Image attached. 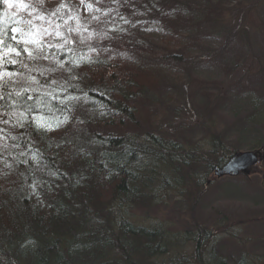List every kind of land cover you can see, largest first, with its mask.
<instances>
[{
	"label": "trees",
	"instance_id": "1",
	"mask_svg": "<svg viewBox=\"0 0 264 264\" xmlns=\"http://www.w3.org/2000/svg\"><path fill=\"white\" fill-rule=\"evenodd\" d=\"M223 1H156L160 10L155 16L161 15L157 19L162 21L161 28L166 34L163 40L165 57L158 58L148 54L133 64L124 62L119 56H110L100 48V41H97L99 47L92 43L85 50L75 49L72 43L67 46L61 44L58 38H66L68 35L66 27L70 23V17L67 16L69 9L62 8L55 15H43L53 17L55 24L61 28L60 37L50 33L42 40L40 38L43 54L53 58L52 61L56 60L54 63L59 74L52 75L47 69L39 73V70L34 68L33 88L25 85L22 80L9 83L6 88L0 90V95L5 97L0 100V120H8L7 124L0 122V131L6 128V133L0 132V139L3 136L8 146L7 149L0 148V264H180L190 259H194L195 264L252 263L253 260L249 259V263L247 258L255 257L245 252H241L239 258L225 257L223 248H218L219 243L204 245V237L193 238L195 247L187 258L185 252L181 253V249L186 245L181 246V235L169 236L159 230L147 231L126 225L130 223L112 222V218L116 216L112 207L125 210L128 205L130 208L135 204V201L146 203L148 197L144 192H152L155 188L153 185L160 184L168 175L181 174L180 167H189L195 171L197 165L203 162L212 169L216 164L212 163L214 159L217 160V167L223 166L228 159V155H224L226 140L214 136L210 138L212 151L206 152L200 147L191 155L177 161L176 157L180 152L178 146L156 138L151 133L144 138V145L135 146V140L130 138H126L129 141L121 142L119 139L95 137L96 131L91 129L89 131L92 135L88 138L87 133L79 127H83L82 120L97 125H104L107 121L120 124L121 118L126 113L129 114L127 111L125 113V105L135 106L138 98H147L151 103H157V108L163 113L162 102L158 103L156 98L150 96L151 92L145 89L154 78L156 82L164 79L161 84L165 85H168L167 79L165 74L154 66L152 68L145 65V60L173 66L174 63H180L186 76L195 73L190 71L187 65L197 63L200 68L209 67L210 70V65L214 63L213 68L217 70L219 77L216 80L215 77L206 78L207 81L223 84L222 91L218 92L223 95L221 100L227 104L219 102L217 107L221 112L226 111L225 114L232 116L236 138L230 137V145L234 153L241 150L240 136H244L248 129L264 127V115H261L264 113V55L259 54L251 34L241 31L247 18H250L248 14L243 13L246 11L244 5L247 0H242L241 8L235 10L236 15L233 17L225 15L230 10L228 4ZM260 1L262 0H257ZM1 2L2 0L0 35L11 43L12 28L30 29L27 23L30 21V14H12L4 9L5 4ZM88 2L96 8L109 10L108 21H114V16H125L126 12L140 7V3L132 0ZM255 5L259 6L256 2ZM251 10L256 9L249 11ZM239 16L242 18L238 19ZM98 29L100 27L96 23L90 31ZM53 31L57 33L56 30ZM110 37L122 44L132 56V50L127 47L131 44L126 42L123 34ZM210 39L218 42L216 49L210 48ZM14 46L22 52L27 45ZM262 46L264 48V37ZM87 50L95 51V55L91 54L93 58L84 55ZM194 51L200 52L198 61L193 57ZM253 53L257 56L253 57L249 64L254 65L257 71L246 69L237 75L238 64L245 62ZM228 55L234 59L232 64L223 60V64L215 65L221 56ZM61 64L63 67L59 66ZM6 67L0 70L7 71ZM160 67L163 69L165 66ZM172 78L178 79L177 74ZM226 80H230V83L224 82ZM22 88H27V93L22 92L19 97L8 95ZM149 108L148 105L146 109ZM9 111H15L17 115H4L10 113ZM207 111H210L208 107L205 109V112ZM20 113L24 114L22 118ZM257 120L262 124L257 125ZM38 123L44 126L40 127ZM21 124L23 126H20ZM201 125L203 124L197 123V126ZM108 136L113 137L114 134ZM86 139L90 140V143L85 144ZM91 143L95 145H90ZM82 144L86 146L82 147ZM257 150L262 151L261 146ZM257 150L252 148V151ZM7 164L12 172L11 176ZM42 169L45 178L39 179L38 171ZM92 175L96 180L101 178L100 182L111 185L104 207L106 213L96 220L90 217L84 207V200L90 198L89 195L93 192L91 190L94 186L87 185V182L93 183L89 180ZM49 179L67 181L63 187L52 189L50 194L39 192V198L27 203V197L22 196L25 192L24 186L28 187L27 183L32 185ZM245 194L243 191L242 196ZM253 200L255 206L260 204L259 199ZM253 200L250 199L251 202ZM262 210L264 212V207ZM83 212L88 214V217ZM254 213L248 216L246 223H242L253 229L264 228V224L259 226L260 224L253 223L252 219L257 212ZM261 222H264V219ZM114 226L118 228V233L112 237L110 234ZM188 234L183 237L184 241H187ZM196 235L199 236V233H195ZM253 246L251 251H264V238ZM165 255L168 256L166 260L163 259Z\"/></svg>",
	"mask_w": 264,
	"mask_h": 264
},
{
	"label": "rangeland",
	"instance_id": "2",
	"mask_svg": "<svg viewBox=\"0 0 264 264\" xmlns=\"http://www.w3.org/2000/svg\"><path fill=\"white\" fill-rule=\"evenodd\" d=\"M132 1L140 3V7L132 9V12H126L125 16L122 15L117 18L114 16V21H108L109 10L106 9L107 11H105L96 8L88 0H6L4 9L19 16H28L30 14L29 19L32 25L36 26L32 28V25H30V30L38 32L42 40L50 33L56 36L53 30L61 32V28L55 24V19L51 16H44L42 20L36 19L35 16L55 15L62 8H66V10L69 9L67 16L70 17V23L66 27L68 31L67 37L58 38L61 44L67 46L69 43H72L75 49L81 50L83 48L85 50L92 43H96V46L99 47L97 41H100V48L104 49L110 56H119L124 62L127 61L132 64L139 58L146 57L148 54L164 58L165 54L163 52H165L166 48H163V40H165L166 34H164L161 28L162 21L157 19L161 15L155 16L159 13L158 10H160L156 3L158 0ZM174 1L181 2L182 0ZM62 2L66 6L58 7ZM223 2L228 4L230 10L225 15L233 17L236 15L235 10L241 8L242 0H224ZM255 2L259 6H256ZM9 3L12 4L11 8L8 7ZM21 4L27 5V7L22 8ZM244 6L246 11L243 13L248 14L250 18H247L241 31L251 34V39L257 45L256 48L259 49V54L264 55V48L262 46L264 37V0L260 2H257V0H247ZM253 8L256 10L249 11ZM240 18L242 16L238 17V19ZM96 23L100 29L90 31V28L94 29ZM45 29H47V34H45ZM119 34H123L126 37L128 44H136V46H127L132 50V56L127 49L122 47V44L110 37V35ZM209 41L210 48L216 49L218 42H215L213 39ZM53 43L55 44L56 41ZM25 47L31 48L33 46L27 45ZM234 50L232 49V51ZM242 50L245 51V49ZM206 53L208 52L206 51ZM40 54L41 56H46L43 54V51ZM91 54L95 55V51L87 50L84 53L88 58H93ZM199 55L200 52L194 51L193 57L196 61H198ZM255 56L257 55L253 53L248 56L245 62L238 64L239 70L237 75L246 69L257 71L254 65L249 64ZM12 58L27 64L28 67H21V64L18 62L14 65L10 63L5 64L4 66H7L5 69L8 72L22 73V75H17L14 79L19 82L23 80L24 84L30 88H33V84L35 83L29 79L34 76L32 74L34 68H37L39 73L47 69L48 71L50 70L52 75L57 76L59 74L56 63H54L56 60L52 61L53 58L49 56L47 59L31 60L22 51L19 57ZM223 60L231 64L234 62L233 57L229 55L221 56L220 60L215 62V65L223 64ZM144 63L152 68L154 66L160 72H163L167 79L168 85H165L161 84L164 83V79L156 82L154 78L145 89V91L151 92L150 96L156 98L158 103L162 102L163 113L160 112V108H157V103H151L147 98H144V100L138 98L136 99L135 106L127 107L125 105V113L127 111L129 114L126 113L121 118L120 124H111L107 121L104 125H97L95 123L88 124L82 120L83 127L79 126V124L78 126L87 133L88 138L92 135L89 131L91 129L93 132L96 131L95 137L107 140L119 139L121 142L129 141L126 138H130L135 140V146H142L144 145L143 142L146 135L151 133L156 138L172 142L178 146L180 150L176 157L178 161L179 158L183 157L184 159L185 156L191 155L193 151L198 150L200 147L206 150V152L212 151L213 146L210 138L215 136L222 138L224 141L226 140V143H224L226 148L224 155H228V158L232 157L236 152L232 151L230 137L236 138L233 133L235 124L231 121L232 116L230 114H225L226 111L221 112L217 107V103L219 102L227 104L221 100L223 95L218 92L219 90L222 91L223 84L207 81L206 78V76L213 79L215 77L216 80L219 77V73L213 68L214 63L210 65V70L209 67L200 68L201 66H198L197 63H192L191 66L187 65L190 71L195 72L193 74L190 73L189 76H186V72L180 63H174V66L167 63L160 64L159 61L151 60H145ZM38 65L44 67L41 68ZM129 65L131 66V64ZM161 65L165 67L162 69ZM152 71L154 73V70ZM48 73L46 74L48 75ZM174 74H177L178 79L172 78ZM200 76L202 77L200 78ZM224 82L230 83V80ZM148 105L150 108L147 110L146 107ZM207 107L210 111L205 112ZM15 113L17 115V112ZM261 115H264V113ZM198 122L203 125L197 126ZM257 122V125L262 124L259 123V120ZM0 132L2 134H4L3 132L6 133V128ZM64 133L66 132L64 131ZM110 134H114V136H108ZM122 136L124 137L120 138ZM240 138H242V141L239 143L241 145L239 152H252V148L257 150L261 146L262 151H257L260 152L263 159L251 166L252 169H249V174L243 175L239 172L235 176L215 178L213 171H211L208 178H205L203 170H205L204 165L206 166V164L203 162L197 165L195 171H192L189 167H180L179 172L181 174L175 176L168 175V178H164L160 184L153 185L155 188L152 192H144L148 197L146 203L138 200L130 208L128 205L125 210L123 208L120 210V208L112 207L116 211L115 218H112L113 224L125 222L130 223L126 225L143 228L147 231L159 230V232H163L169 236H173L174 234L181 235V246L186 244L181 249V253L185 252L187 258L195 247L193 238L204 237V245L212 242L219 243L218 248H223V255L225 257L239 258L241 252H245L255 257L247 258V262H249V259L253 260L252 263L249 262L250 264H264V251L254 252L250 250L256 242L264 238V228L253 229L251 226L243 224L246 223V219L249 218L248 216L255 214L254 212H257V214L252 219L253 223H258L260 224L259 226L264 224V222H261L264 219V212L262 210L264 207V156H262L264 154V127L259 126L256 130L248 129L244 136H240ZM0 140V148L7 149L8 146L3 136ZM84 141L85 144L90 143L88 139ZM91 142L94 141L91 140ZM85 144L81 146H86ZM90 145L95 144L91 143ZM68 152H70V149ZM212 161L217 163L216 159ZM93 167L97 168L95 165ZM9 175L11 176L12 172L9 171ZM38 178H45L43 169L38 171ZM89 178L93 183L89 184L87 182V185L94 186L95 188L93 187L91 190L93 191L89 195L91 197L84 200V207L87 208L86 212L90 217L96 220L97 218H102L106 213L104 207L107 204L111 185L107 182H100L101 178H99L100 180H96L93 175ZM202 179L203 181L201 182ZM34 180L37 182L36 177ZM66 181L67 179L63 181L61 179H49L32 185L27 183L28 187L24 186L25 192H23L22 196L27 197L26 202L28 203L31 200L39 198V192L42 191L50 194L52 193V189L63 187ZM235 186L242 191L238 190ZM222 187H225V189H222ZM243 191L246 192L245 196H242ZM137 192L140 193L139 191ZM237 194H241V196L238 197ZM254 198L255 201L259 199L258 203L260 204L255 206ZM83 214L88 215L84 212ZM197 232L199 236H195ZM117 233L118 228L114 226L110 235L114 237ZM187 233H189V237L187 241H184L183 237ZM167 257L165 255L163 259L166 260ZM19 264H22V262H19ZM180 264H195V261L194 259H190Z\"/></svg>",
	"mask_w": 264,
	"mask_h": 264
},
{
	"label": "snow or ice",
	"instance_id": "3",
	"mask_svg": "<svg viewBox=\"0 0 264 264\" xmlns=\"http://www.w3.org/2000/svg\"><path fill=\"white\" fill-rule=\"evenodd\" d=\"M66 5L62 2L61 5L58 7H65ZM8 7L11 8L12 4L9 3ZM21 7H27V5L21 4ZM36 19H44L43 16H37ZM0 20H2V17H0ZM29 25H32V22H28ZM35 25H32V28H35ZM45 34H47V29L44 30ZM2 32V30H0ZM11 32L13 33L11 37V43L7 42L2 35H0V69L4 68L5 64H17L19 61L12 57H19L21 55V51L15 47L14 45H32L33 47H24L23 52L27 55V57L31 60L36 59H47V56H41V51L43 48V45L41 44L39 33L36 31H32L30 29H19V28H12ZM62 34L60 32L56 33L57 37H60ZM68 42V41H66ZM51 46V45H49ZM21 64V67L27 68L28 65L24 64L23 62H19ZM60 67H63V65H59ZM17 75H22V73H13L8 72L4 70H0V90H3L7 87L9 83H17V81L14 79ZM34 82V77H30ZM27 88H22L19 91H13L8 93V95H14L19 97L22 92H26ZM5 97L4 95H0V100H3ZM31 99V97H29ZM4 115L9 116H15V112L10 113H4ZM23 113H20V117H23ZM0 122L7 124L8 120H0ZM20 126H23L22 124ZM38 126L43 127V124L38 123ZM50 127V126H49Z\"/></svg>",
	"mask_w": 264,
	"mask_h": 264
},
{
	"label": "water",
	"instance_id": "4",
	"mask_svg": "<svg viewBox=\"0 0 264 264\" xmlns=\"http://www.w3.org/2000/svg\"><path fill=\"white\" fill-rule=\"evenodd\" d=\"M257 162V154L252 152L238 153L228 160L221 175L233 176L237 173L248 174L249 169Z\"/></svg>",
	"mask_w": 264,
	"mask_h": 264
},
{
	"label": "bare ground",
	"instance_id": "5",
	"mask_svg": "<svg viewBox=\"0 0 264 264\" xmlns=\"http://www.w3.org/2000/svg\"><path fill=\"white\" fill-rule=\"evenodd\" d=\"M25 93H27V91H26ZM28 104H29V103H28Z\"/></svg>",
	"mask_w": 264,
	"mask_h": 264
}]
</instances>
